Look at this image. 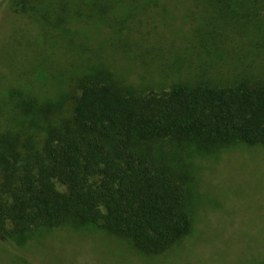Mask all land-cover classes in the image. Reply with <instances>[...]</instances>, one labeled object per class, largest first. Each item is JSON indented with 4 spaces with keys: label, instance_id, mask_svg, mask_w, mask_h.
Returning <instances> with one entry per match:
<instances>
[{
    "label": "trees",
    "instance_id": "16d2710c",
    "mask_svg": "<svg viewBox=\"0 0 264 264\" xmlns=\"http://www.w3.org/2000/svg\"><path fill=\"white\" fill-rule=\"evenodd\" d=\"M171 1L207 11L214 40L243 38L234 53L249 59L245 72L233 81L196 79L199 65L185 60L178 71L167 64V89L120 79L104 54L111 45L134 51L120 8L135 18L164 11L166 0H0V14L8 7L43 29L44 47L30 78L37 84L11 93L13 113L0 132L2 243L20 251L48 232H95L141 258L170 256L195 235V157L264 147V0ZM92 22L97 35L112 29V40L83 28ZM158 57L138 61L152 67Z\"/></svg>",
    "mask_w": 264,
    "mask_h": 264
},
{
    "label": "rangeland",
    "instance_id": "374dc122",
    "mask_svg": "<svg viewBox=\"0 0 264 264\" xmlns=\"http://www.w3.org/2000/svg\"><path fill=\"white\" fill-rule=\"evenodd\" d=\"M166 2L164 11L152 8L135 18L120 8V19L129 27L128 32L133 39L128 43L130 47L134 45V51L126 54L124 48L111 45L104 53L105 57L111 58L120 79L136 84H156L167 89L173 80L167 78V64L178 71L184 64L186 67L185 60L194 62V67L199 65L192 74L196 79L204 75V79L217 82L224 79L233 81L245 72L241 61L245 59L249 64V59L234 53L238 51L235 44L244 46L243 38L231 33L235 43L216 41L207 11L193 2ZM70 28L75 31L82 27L73 23ZM83 28L98 41L112 40L113 31L108 27L102 28L101 35L96 34L94 22L83 23ZM42 34L43 29L32 19L14 15L8 7L1 12L0 132L4 130L6 114L13 113L11 93L37 84L30 78L33 76V64L44 49ZM207 42L216 47L210 45L208 49ZM218 47L222 49L220 52H217ZM142 53H148L149 58L158 55V61L150 68L144 67L138 61ZM89 54L91 58L92 53ZM59 66V69H68L62 58H59ZM251 71L253 69L250 68L248 74H252ZM49 91L52 93L53 89ZM193 164L198 173L197 185L192 191L195 235L174 249L170 256L145 259L131 252L127 243L103 233L56 230L48 232L44 239L30 241L20 251L0 241V264L261 262L264 259V147L240 145L217 157H195Z\"/></svg>",
    "mask_w": 264,
    "mask_h": 264
}]
</instances>
